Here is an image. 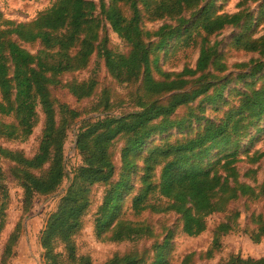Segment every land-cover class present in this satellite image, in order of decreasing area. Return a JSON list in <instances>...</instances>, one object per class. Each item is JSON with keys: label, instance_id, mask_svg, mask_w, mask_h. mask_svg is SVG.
Listing matches in <instances>:
<instances>
[{"label": "trees", "instance_id": "16d2710c", "mask_svg": "<svg viewBox=\"0 0 264 264\" xmlns=\"http://www.w3.org/2000/svg\"><path fill=\"white\" fill-rule=\"evenodd\" d=\"M110 1L107 7L103 0L100 5L93 0H57L28 23L11 21L0 10V115L8 118L6 124L0 121V138L26 141L38 124V112L44 116L39 147L33 157L0 147L1 189L4 190L5 183L2 161H8L14 165L12 176L24 192V213L30 211L37 197L57 193L69 176L65 147L70 124L80 118V113L59 103L55 94L76 101L88 99L99 85L102 69H106L121 85L141 79L145 94L156 98L141 99L140 111L129 115H116L105 109L98 117L82 119L88 121L77 133L76 150L83 164L74 172L71 186L43 233L45 264H60L61 255L56 253L58 243L65 246L70 263L93 264L90 257L78 256L75 238L84 228L91 195L97 186L107 191L97 214L95 232L98 237L109 234L108 241L114 243H134L154 236L149 226L123 218V199L134 191L133 176L139 179L140 187L132 199V211L137 216L147 212L175 213L182 221L183 233L190 238L204 234L207 219L224 212L229 203L247 195L255 199L261 196L254 188L239 183L237 165L241 163L238 156L244 138L242 129L264 120V84L256 89V81H252L248 91L242 93L240 106L229 110L222 121L205 119L206 106L221 97L225 86L218 89L211 81L217 76L210 74V70L214 68L222 73L224 67L217 59V44L211 46L209 38L226 27L239 26L246 18L244 14L217 15L214 0ZM210 1L211 4L201 7ZM123 4L130 6L131 18L124 15ZM140 5L146 12H152L154 20L165 19L163 26L155 31L144 29ZM100 12L106 24L129 46L127 54L99 46L102 20L97 18V13ZM202 32L205 37L201 40L196 67L165 74L163 80L156 79L155 71L162 72L160 54L170 43L187 36L183 43L190 46L194 43L193 35ZM235 44L240 50L264 55V37L255 40L242 34ZM33 45L40 47L34 55L26 50ZM96 52L97 59L87 83L62 81L64 73L85 66ZM261 67V63H255L254 71ZM200 100L205 106L195 109ZM183 110L187 114L179 122ZM193 117L199 124L194 136L174 142L170 136L157 145L149 144L157 135H168L184 123L190 125L191 121L186 119ZM121 140L125 142L120 151L122 169L117 179L114 148ZM229 148L233 151H227ZM217 149H221L220 157L210 162L212 152ZM263 158L264 153L257 161ZM6 190L5 187V205L0 210V236L7 225ZM256 225L259 242L264 234V216L258 217ZM218 230L227 235L231 228L220 225ZM22 231L19 224L10 234L3 264L14 256ZM170 238L168 235L162 244L153 247L155 257L150 264H170ZM220 249V238L216 236L206 258L213 259ZM193 256L186 258V264ZM108 264H147V258L145 253L136 252L116 256ZM225 264H264V257L247 260L233 257Z\"/></svg>", "mask_w": 264, "mask_h": 264}, {"label": "rangeland", "instance_id": "374dc122", "mask_svg": "<svg viewBox=\"0 0 264 264\" xmlns=\"http://www.w3.org/2000/svg\"><path fill=\"white\" fill-rule=\"evenodd\" d=\"M57 0H0V10L5 16L16 23H28L34 20L41 12L49 9ZM100 5L102 0H93ZM107 7L111 1L103 0ZM211 4V1L204 3L201 7ZM213 9L217 15L244 14L246 17L239 26H229L223 31L209 38L211 46L217 44V59L219 65L224 67L222 73L214 68L210 74L217 76L211 79L216 83V87L224 86L221 97L212 105L206 106V117L210 121L217 119L222 121L229 110L238 108L243 99L242 93H246L251 86L252 81H256L254 87L259 89L264 84V55L249 53L236 47V38L242 34L255 40L264 37V0H214ZM121 9L127 18L132 17V10L129 5H121ZM141 20L144 29L157 30L163 26L164 20L156 21L150 15L152 12H146L143 5H140ZM193 11V13H195ZM192 13V14H193ZM97 13V18L102 20V28L99 32V46H106L118 54H127L130 51L129 46L115 34L111 27L106 24L104 17ZM190 15H188L189 17ZM104 19V20H103ZM168 24H172L168 21ZM202 35H193L194 43L186 46L183 41L188 40L184 36L181 40L174 39L167 50L160 54V67L162 72L155 71V77L163 80L165 74L181 73L184 69H194L199 58ZM156 41V40H154ZM192 41V40H190ZM39 45L26 47L31 54H36ZM78 50L72 54L75 55ZM98 52L90 57L88 63L81 67L72 69L61 76L64 83L83 85L87 83L92 76L94 62L97 59ZM254 61L253 63H251ZM261 63L262 67L254 71V64ZM214 90L212 89L210 95ZM59 103H65L72 109L80 113V118L71 122L69 137L66 143V162L67 172L69 174L67 181L61 189L53 195L37 197L31 205L28 213H24L23 202L24 192L17 181L12 176L14 167L8 161H2L3 173L5 176L4 190L0 185V210L5 205L4 194L6 187L7 207L5 210L7 225L0 236V264H3L5 246L11 233L21 224L23 228L14 251L7 264H45L44 252L41 247V239L51 214L55 213L59 202L65 196L71 186V179L74 172L83 164L82 156L76 150V136L82 124L89 119L98 117L106 109L116 115L132 114L140 111L139 101H154L156 98L149 97L143 90L142 80H137L126 85H121L106 69H102L99 85L96 87L93 95L82 101H76L73 98H62L55 94ZM205 106L201 100L194 106L198 109ZM187 114L183 110L179 115V122ZM190 125L182 124L175 128L168 135H157L149 143L151 145L159 144L163 139L172 136V141L184 140L194 136L198 128L196 119L189 118ZM0 121L6 124L7 117L0 115ZM44 116L38 112V124L34 129L33 135L26 141L8 140L0 138V147L14 152H23L26 157H33L39 147L40 138L43 130ZM243 140L240 142L241 154L238 156L241 163L237 165L240 172L239 183L250 186L260 194L259 199L251 195L243 196L236 201L229 203L224 212L215 214L207 219V229L204 234L198 238H190L182 231V221L175 213L154 214L144 213L137 216L132 211V199L139 190V179L133 176L132 185L134 191L131 195L124 197L122 203L123 218L134 223L144 224L151 228L153 238L144 239L138 242L114 243L109 242V234H103L98 237L95 232L97 214L103 205L104 195L107 189L103 186H97L93 189L91 195V207L85 216V224L81 233L75 238V245L78 256H86L92 259L93 264H108L116 256H125L130 253H145L147 264H150L154 257V246L162 244L166 237L170 238V252L168 260L170 264H186V258L194 255L187 264H225L233 257L247 259H261L264 257V234L260 236L259 242L256 241L258 226L256 222L258 217L264 216V158L257 161L259 155L264 153V120L255 123L247 129H242ZM121 140L114 148V160L116 164V176L118 179L121 173L122 164L120 159ZM227 151H233L229 148ZM221 149L214 150L210 157V162H215L220 157ZM256 159L255 163L254 160ZM253 161V163H252ZM224 164V160L221 166ZM141 167V166H140ZM222 173V171L220 170ZM157 183L159 180L157 179ZM230 186H234L231 183ZM158 197L154 198L153 203ZM8 217V219H7ZM220 225H227L231 231L224 235L218 233ZM216 236H219L221 249L215 253L213 259H207L206 253L211 249ZM57 254L60 264H72L66 252L65 246L61 243L57 245Z\"/></svg>", "mask_w": 264, "mask_h": 264}]
</instances>
